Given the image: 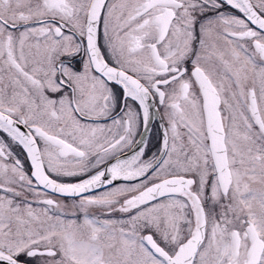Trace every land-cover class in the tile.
<instances>
[{
	"label": "snow or ice",
	"instance_id": "obj_1",
	"mask_svg": "<svg viewBox=\"0 0 264 264\" xmlns=\"http://www.w3.org/2000/svg\"><path fill=\"white\" fill-rule=\"evenodd\" d=\"M0 264H264V0H0Z\"/></svg>",
	"mask_w": 264,
	"mask_h": 264
},
{
	"label": "flooded vegetation",
	"instance_id": "obj_2",
	"mask_svg": "<svg viewBox=\"0 0 264 264\" xmlns=\"http://www.w3.org/2000/svg\"><path fill=\"white\" fill-rule=\"evenodd\" d=\"M159 140H160V118L159 116L154 115V118L151 121V136H150V143H149L150 153H153L156 151V148L159 144ZM21 159H23V156H21ZM27 167H28L27 162H25V168L27 169ZM93 214L98 215L100 213L98 212V210H94ZM114 215H118V214H114Z\"/></svg>",
	"mask_w": 264,
	"mask_h": 264
}]
</instances>
